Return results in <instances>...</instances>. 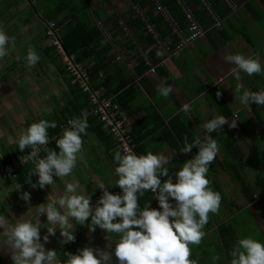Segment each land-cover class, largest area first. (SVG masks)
<instances>
[{
	"label": "crops",
	"instance_id": "obj_1",
	"mask_svg": "<svg viewBox=\"0 0 264 264\" xmlns=\"http://www.w3.org/2000/svg\"><path fill=\"white\" fill-rule=\"evenodd\" d=\"M238 1L243 2V4L237 12H231L228 10L225 1L222 0L223 25L218 27L212 25L211 22L205 27V32L201 37L176 51L175 45L179 36L165 27L164 29L163 27L155 28V31L160 33L158 42L154 37L153 40H150L142 27H136L135 24L131 27L126 20L125 22L129 27H126L127 29L119 27L117 18L112 17L115 13L120 14L124 10V5L127 3L125 0H0V28H3L9 37H15L14 50L0 60V88L5 83V79L9 80L7 74L11 73L13 76L16 73L19 74V77L24 80L28 79L31 84L28 90H31V93L41 90L40 97L47 96L48 91L40 89L35 80L32 81V79L48 78L51 80L59 74L56 77L58 83H64L60 93L61 102L55 105L50 112L41 109L37 105L39 103L34 102L31 97L28 98V95L23 93L25 92L24 89L17 84L16 89L11 93L13 103L10 105V109L15 116L19 113L13 111L15 104L23 105L24 109L28 108L29 110L30 107L28 106H31V114L25 117L26 129L40 119L49 120L57 115L68 116L66 109L71 99L69 96L70 86L68 88V83L59 70L62 67L59 62L61 60L49 50L51 45L45 33L46 22L52 20L59 22V26H57L61 36L68 28L66 26L73 24L74 21L91 19L94 24L96 20L102 24V27H98L102 32V37L94 42L96 52L87 57L84 63L88 66L102 65L97 80L100 79L103 82L102 85L109 91L110 95L115 98L122 95L123 100L126 101V106L122 109L138 139L137 146L139 145L141 154L152 151L155 154H163L168 157L169 164L166 167L169 168L170 175L175 181V173L187 160L194 158L199 151L198 148L194 147L191 153H180V149L184 146L185 136L188 137L190 143L196 135H199L202 140L205 135H211V138L218 142L220 152L217 159L210 165L208 178L212 181L213 190L218 191L222 196V210L218 215L210 216L209 223L204 228L206 240L199 247L193 246V256L194 259H199V264H213L211 257L214 254L220 256V260L216 264H230L229 253L232 247L240 238L247 237V234L241 233L240 230L245 233L250 232L248 236H254L251 234L253 230L245 227L247 222L245 217L251 221L250 224L255 223L257 227L254 230L263 235V238L260 239L253 238L264 243V229L261 223L262 221L264 224V204L262 201V207L255 203L258 197L250 202L245 196L246 200L242 199V201L245 200L246 204H242L238 203L241 201L237 200L236 195H232L236 201H229L225 192L237 191L234 188L236 186L233 184L234 181L239 183L240 189L238 191H242L241 180L237 177L239 171L235 172V177L232 176L231 186L223 179H218L222 175V169L226 170L227 167V164L223 162L224 159L234 163L235 160H241L244 156L254 157L253 152L255 151L256 155L258 151L257 146L255 148L257 144L255 137L257 135L264 136V133L261 134L257 130L259 127H264V106L252 104L249 107H244L238 99L236 100L234 88L237 81L229 75V70L234 65L224 59L226 55L242 53L253 58L259 57L262 66H264V0ZM122 14L125 16V13ZM134 14L136 13L133 12ZM185 28L183 27V31L187 33ZM103 31L108 32L111 40L108 39L109 41H107V36ZM148 32L153 34L149 29ZM170 38L171 42L166 44L168 45L167 49L163 44L165 41L167 43ZM30 47L34 48L40 56L39 62L31 68L26 66L25 59ZM158 50L163 51L164 55L158 57L156 54ZM57 56L59 57V55ZM152 67H154V71L151 70ZM32 71H35L34 77H32ZM239 83H242L244 88L249 91H264V75L248 76L246 73H241ZM51 85L50 81L48 85L45 84L43 87L51 89ZM161 85H170L173 89L167 98L159 95L157 91L158 86ZM217 91L222 92L220 98L216 97ZM4 104L5 102L2 105L4 106ZM8 105L9 103H6V106ZM184 105H189L190 110L183 111ZM220 115L225 116L230 123L236 119L237 127L231 128L226 124L223 126V131L207 134L202 125ZM0 133L2 134L1 131ZM87 133L84 136V150L80 154L73 176L65 177L63 180L55 178L57 183L53 187L49 185L50 188L48 189L47 187L44 189L32 188L29 183H19L23 189L29 187V193L33 200L30 199V204L33 209L48 202L42 201L41 198L43 196V199H46L48 191L62 193L65 188V181H76L72 177L77 178L76 171L78 172L82 168L81 161H84V155L87 165L93 163L99 168L100 163H102L109 169L111 161L105 153V147H103L100 138L91 131ZM246 134L251 136L252 149H246L244 146V144L248 145L249 142ZM3 136L9 137L8 133ZM5 146L2 150L0 149L1 156L5 153L11 154V149L17 147L13 144ZM248 150H252V152ZM96 152H99L100 156L96 157ZM233 163L230 164L231 167H234ZM162 179L167 178L163 177ZM9 181L6 180V184L5 180L0 181V202H3L0 204V214H4L11 223L23 215L25 218H31L35 221L38 215L35 210L33 212L28 207V211L20 205L15 206V204L8 202L6 194L13 188V185L10 184L18 183ZM37 181L38 176L35 175L32 182L36 183ZM245 181L250 184L246 179ZM223 182L225 185L222 184ZM255 189L258 191L257 188ZM56 196L57 194L53 198ZM238 204L242 206L238 211L229 210L226 212L227 208L231 209ZM249 205L254 210H251ZM244 210L247 212L244 213ZM234 215L237 216L236 236L232 240V244L227 247L224 246L220 238L219 228L224 219L232 218ZM38 219L41 222V243H44L43 236L47 234L48 226L47 216L44 214ZM90 221H87L85 225H76L78 228H82L87 226ZM2 231L3 229H0V232ZM74 234L77 239H81L79 232H74ZM57 239H59V248L56 246ZM61 239L62 237L57 233L54 237L50 236L49 242L45 243V249L57 251L58 259L63 264L67 259L65 255L67 253L64 252L65 248L74 250V246L72 242L62 243ZM93 241L94 243H90L91 246L99 249L96 240ZM218 244L221 245V247L216 248L219 252L212 253L210 247L214 245L217 247ZM52 245H55L54 247L57 249H53ZM0 264H13L11 253L6 247L0 250Z\"/></svg>",
	"mask_w": 264,
	"mask_h": 264
},
{
	"label": "clouds",
	"instance_id": "obj_2",
	"mask_svg": "<svg viewBox=\"0 0 264 264\" xmlns=\"http://www.w3.org/2000/svg\"><path fill=\"white\" fill-rule=\"evenodd\" d=\"M14 48L15 37H9L0 28V60ZM156 54L160 57L164 52L158 50ZM25 59L26 66L31 68L39 62L40 56L30 47ZM224 59L234 65L229 75L237 81L234 88L236 100L244 107L252 104L264 106V91H249L239 83L241 73L248 76L264 75V66L259 57L238 53L226 55ZM157 91L167 98L173 89L170 85H161ZM221 96L222 92L217 91L216 97ZM182 110L189 111V105H184ZM68 124L69 127L55 139L59 152L48 147L49 129L58 127L55 120L40 119L18 136V150L24 152L31 149L29 155L20 159L23 164L31 161L34 165L27 175V182L32 188L53 187L55 178L69 177L76 169L84 150L83 136L88 134L87 112L70 119ZM226 124L236 128L237 120L233 119L230 123L225 116L220 115L204 123L202 128L207 134L219 133ZM194 147L199 149L198 154L187 160L175 173V181L166 167L169 158L165 155L152 151L138 155L127 146L123 152L115 151V174L118 177L115 186L122 190V195L112 194L109 187L99 183L97 186L102 190V196L93 207L87 193H78V180L65 181L62 193H58L55 199L48 196L47 203L34 209L38 213L35 221L23 215L11 223L4 214H0V229H3L0 232V250L4 247L8 249L13 264H62L58 252L46 250L45 243L49 242L50 236L56 235L57 228L63 238L62 243L74 242V225H85L91 218V223L87 225L89 230L94 233L99 227L106 231V239L115 243L114 255L119 264H199L198 258H192L193 246L202 244L206 236L204 228L211 215L219 214L222 203L221 194L213 190L212 181L208 178L210 165L220 152V145L211 135H205L203 140L196 135L191 143L185 136L180 153H191ZM41 150L45 153L43 158H39ZM32 175L38 176L36 183L32 182ZM163 177L167 179L162 182ZM21 187L19 183L14 185L15 190ZM147 191L155 194L162 211L150 205L143 209L140 207L139 198ZM170 198L175 201V205ZM20 199L30 203L31 194L22 192ZM44 214L48 226L47 234L43 236L44 243H41V222L38 218ZM111 247V243L105 249L84 247L79 250V254L68 253L63 264H112L113 254L108 250ZM229 255L230 264H264V243L251 236L240 238ZM211 259L216 264L220 256L214 254Z\"/></svg>",
	"mask_w": 264,
	"mask_h": 264
},
{
	"label": "rangeland",
	"instance_id": "obj_3",
	"mask_svg": "<svg viewBox=\"0 0 264 264\" xmlns=\"http://www.w3.org/2000/svg\"><path fill=\"white\" fill-rule=\"evenodd\" d=\"M125 1L127 3L124 5V10L120 13V14L125 13L124 14L125 16H123V14L120 15L119 13H115L114 16L112 17L114 19L117 18L119 27H124L125 29H127L126 27H129V26L126 24L125 18L134 12L143 18V20L145 21L146 27L147 28L149 27L148 28L149 31L153 33L154 39L157 40V42H158L160 40V33H157L155 31L157 28L155 27V24L149 20V16H148V10L151 7L153 1L149 0V2L144 4V6H140V4H139L140 0H125ZM224 1H225V3H227L226 0H224ZM246 1H249V0H246ZM242 4H243V2H242ZM228 10L230 11L231 8L228 7ZM235 11L237 12V9L233 10L231 12H235ZM156 13L157 12H155V14ZM164 19L169 24V27L165 26V24H160L159 26L163 27V29L165 27L166 29L170 30L172 33H175L178 35V32L174 31V27L175 28L178 27V25L175 23L178 20L175 21L173 19L172 15H170L167 18L164 17ZM220 21H221V23H220V25H217L218 27H221L223 25V20H220ZM178 23H179V21H178ZM95 24L98 25V27H102L101 26L102 24L98 20L95 21ZM187 30H188V28H185V31H187ZM103 32L107 36V41H109L108 39L111 40V38L108 36V32H106V31H103ZM170 40H171V38L167 40L168 41L167 43L165 41L164 42L165 44H163L165 46V48H167V49H168V45H166V44L170 43L171 42ZM177 40L178 41H176L175 48H176V51H179V49H177V44L180 41V37H178ZM49 43H50V45H52L50 41H49ZM62 65H63V63L61 62V66ZM54 69L56 71V68H54ZM34 73H35V71H32V77H34ZM7 75H9V80L5 79V81H4L5 83H3V85H1V88H0V131L2 132V134L0 133V149L1 150H2V148H5L6 147L5 145H7V144L8 145H11V144L17 145L16 140L18 139V136L26 130L25 117L27 115L31 114L30 113L31 112L30 111L31 106H28V107H30V110H29L28 108L24 109L23 105H18V104H15L13 106V111H17L19 113L15 114V116H14V113L12 114V111L10 109V105L13 103V101H12L13 99L11 100V98H12L11 93L14 89H16L17 84L22 89H24L25 92H23V93L27 94L28 98L31 97V99L34 102L37 101L39 103L37 105L40 106L41 109L47 110L49 112L51 111V109H53L55 107V105L60 104V102H61L60 93H61L62 87L64 86V83L61 82L59 84L57 81L58 78H56V77L59 76V74L54 79H51V80L48 78H46V79H40V78L32 79V81L35 80L36 84L39 86L40 89L48 91L47 96H41L40 97L41 90L37 91L35 93H31V90H28V88H30V85H31L29 83L28 79L24 80L23 78L19 77V74H17V73L15 74V76H13L12 73L7 74ZM50 81L52 83L51 89L48 87H43V86H45V84L48 85ZM67 86L69 88V85H67ZM3 102H5L4 106L2 105ZM6 103H9V105L6 106ZM22 114H23V116H22ZM12 125H13V128H12ZM131 128H132V126H131ZM257 130H259L258 132L261 134L264 133V127H259V129H257ZM6 133H8L9 137L3 136ZM250 137H251L250 134L247 135V139H249L250 144H249V142H248V145L244 144L246 149H249L252 146V143H251L252 140ZM5 138H7V139H5ZM255 139H256V143H257L255 145V148H256V146L258 148V151L256 152L257 154L255 155V151H254L253 152L254 157L248 158L247 156L246 157L244 156L241 160H235L234 163L228 161L227 159H224L223 162H224V164H227V167H226V170L222 169V175L219 176L218 179H223L225 182H227V184H229V186H231L230 182L232 181L231 180L232 176L235 177L234 176L235 172L239 171L241 173V175H243L244 179H246L251 185H254L255 188H257L258 192H261V194H262L264 192V136L257 135L255 137ZM248 151L252 152V150H248ZM95 155H96V157H98V156H100V153L96 152ZM216 159H217V157H216ZM83 160L84 161H81L82 168L78 172L76 171L77 178H75V177H72V178L74 180H78L80 182V189H78V193L79 192L87 193L91 197V205L93 207H95L97 201L102 196V190L97 185L99 183H104L107 187H109L108 190L110 192H112V194H115L116 189H117V187L115 186V182L118 179V177L115 174V167L111 162H110L109 169H107L106 168L107 166H105L102 163H100L101 168L100 167L97 168L96 165H94L93 163H89L87 165V161L85 160V155L83 157ZM231 163L234 164V167H231V165H230ZM241 164L243 165L242 167L240 166ZM74 170H76V169H74ZM71 176H73V173ZM57 179H60V178H57ZM60 180H63V179H60ZM9 182H13V181H9ZM68 182H70V181H68ZM56 183H57V181H56ZM5 184H6V181H5ZM15 184L16 183L10 184V185H13V188L11 187L12 191H9V193L6 194L7 195L6 198H7L8 202H10L11 204H15V206L20 205V207H22L26 210H28V207L33 208L30 203L25 202V201L20 199V195L22 192H25V191L29 192V189H28L29 187L27 186L24 189L21 187V189L15 190L14 189ZM222 184L225 185L224 182ZM233 184L236 185V186H234V188H235V190L237 189V191L225 192L229 201L230 200L236 201L232 198V195L233 196L236 195L237 200L241 201V202L237 201L238 203H242V204L245 203L246 204V202H245L246 199L244 198L245 197L244 194L242 195V191H238V189H240L239 183L234 181ZM46 187H47V189L50 188L49 186H46ZM56 194H58V193H56V191L55 192H49L48 191L46 193V197H47L46 199H43V196H41L42 201L47 202L48 196H51L53 198V196H55ZM53 199H55V198H53ZM242 199H245V200L242 201ZM247 202H249V201H247ZM255 203L258 204L260 207H262L261 206V198L258 197L256 199ZM224 205L226 206V204H224ZM227 206H228V203H227ZM249 207L251 210H254L251 205H249ZM240 208H242V206L241 205L239 206V204H238V206L232 207L231 209L227 208L226 212H229V210L235 212V211H238ZM260 209H262V208H260ZM32 210L34 212V209H32ZM220 210H222V209L220 208ZM243 212L246 213L247 211L244 210ZM244 216H246V215H244ZM90 220L91 219L89 218L88 221H90ZM245 220L247 221L245 227L250 228L251 231L253 230L252 234H254V235L262 234L260 232H257L256 230H254L257 227V225L255 223L250 224L251 221L247 220V217H245ZM90 223H91V221H90ZM90 223H88V224H90ZM261 223H262V227L264 229V224L262 221H261ZM74 227H75V232L80 233L79 237L81 236L80 237L81 239H77V237H76V240L74 242H72V244L74 246L73 247L74 250L73 249L70 250V248L66 247L64 252H66L67 254L68 253L79 254V250H82L84 247H92L90 243H94L93 240H96V242L98 243L97 247H99V249H105L107 247V245L109 243H111L112 247L108 250L111 251L113 254L112 255V264H119L117 258L114 255L115 243L106 239V236H107L106 231L101 230L99 227H97L96 231L93 233L89 230L88 226H85V227L81 226L82 228H78L77 225H74ZM56 233L58 235H60V230L58 228H57ZM208 234L210 235V233H208ZM60 237H61V235H60ZM57 238H58V236H57ZM58 240L59 239H57V244H56L57 248H59L58 247ZM61 240H63V238ZM205 240H206V238H204L203 241H205ZM54 246L55 245H52L53 249L56 248ZM219 247H221V245H219V244L217 247H215V245L211 246L210 247L212 249L211 252L212 253H218L219 251H217L216 248H219ZM92 248H94V246ZM94 249H98V248H94ZM67 254H65V255L67 256Z\"/></svg>",
	"mask_w": 264,
	"mask_h": 264
},
{
	"label": "trees",
	"instance_id": "obj_4",
	"mask_svg": "<svg viewBox=\"0 0 264 264\" xmlns=\"http://www.w3.org/2000/svg\"><path fill=\"white\" fill-rule=\"evenodd\" d=\"M161 1L168 8L173 18L175 20H178L181 26L183 27L186 26L187 22L185 19V14L182 10V6L176 0H161ZM183 1L186 3V5H188L192 9L194 8L193 10L197 18L199 19V21L204 27H207L209 24H211L212 20L210 19V16L208 15L206 9L200 6V0H183ZM209 1L214 6L217 13H219L222 16V13H224L222 11V6H221L222 0H209ZM147 2H149V0H140L139 4L140 6H144V4ZM155 12H157V10L155 8L154 3H152L151 7L148 10V16H149V20L155 24V27H160L159 26L160 24H165V26L169 27V24L165 21L164 16L159 12L155 14ZM125 20L127 23L130 24L131 27L134 24L136 27H142L143 30L147 33V37L150 38V40H153V34H149L146 24L140 15L138 14L133 15L132 13L127 18H125ZM57 25L59 26V22H57ZM66 27H68L67 30L65 31L64 34L60 36V38L67 52L70 54H74L76 57V60L79 62H82L87 67V71L90 75V80L93 86L104 87L102 85L103 82H101L100 79L97 80L100 74V70H102V65L94 64L92 66H88L86 63H84L87 57L93 55L96 52L93 44L96 40H99L102 37V32L99 30L98 26L93 23L91 19H88L87 21L76 20L74 21L73 24L71 23L70 25H67ZM49 50L55 53L56 58L60 59V55L57 53L53 45H51ZM57 55H59V57ZM59 62L61 63L62 61H59ZM59 70L65 77V80L68 83V85L70 86L69 96L71 97V99L66 109L68 113L67 117L69 116L77 117L82 109L83 110L89 109V100H88L89 93L87 91H83L80 88L78 81H72L74 77L68 74L64 65H62V67H60ZM104 94L110 95L109 91L105 87H104ZM113 98L117 102H119L121 108L126 106V103H125L126 101L123 100L124 98L122 97V95H120L118 98L117 97L116 98L113 97ZM67 117L66 115H63V116L57 115L56 117L49 119V121L55 120L58 125L56 129H49V135L57 134L60 131V124ZM87 119L89 123V128L87 129V132L91 131L98 135V138H100L103 147H105L104 150H105L107 157L110 158V161L116 167L117 165L114 162V153L115 151H118V150L121 151L117 147L116 140L103 128L102 123L99 122L96 119V117L91 115ZM60 136L61 135H58L57 138H59ZM132 136L134 140L138 142V139L136 138L134 134V130H132ZM83 139H84V136H83ZM49 147L59 152V148L56 146L55 140L49 144ZM26 150H29V149H26ZM136 150H137L136 153L140 155L141 153H140L139 145L136 147ZM18 152L20 151L18 150V147H16V148L11 149V154L5 153L2 156L0 155V162L9 161L11 157L17 154ZM33 168H34L33 164L22 166L17 174V177L14 180L21 184L28 183L27 175L30 174V171ZM237 174H238L237 177L241 180V188H242V192L244 196H246V198H248V200L251 202H253L256 199V197H260L262 203L264 204V194H261V192L256 191L255 186H251L250 184H248L240 172H238ZM31 179L33 181L35 179V175H32ZM162 182H163V179H162ZM115 194H120V195L123 194L122 190L118 186H117ZM154 203H155V198L150 191L145 192L144 196L139 198V204L142 209L146 205H150L151 208L156 209L154 206ZM234 216L232 218L228 217L227 219H224L223 223L221 224L219 228L220 238L224 246H227V247H229L232 244V240L236 236L235 233L237 231V227H236V224H237L236 217L237 216L235 217ZM240 232L243 234H247L246 236H248L250 233V232L245 233L241 230ZM253 237L260 239L261 237L263 238V235L257 234V235H254ZM192 258L194 259L193 255H192Z\"/></svg>",
	"mask_w": 264,
	"mask_h": 264
},
{
	"label": "built area",
	"instance_id": "obj_5",
	"mask_svg": "<svg viewBox=\"0 0 264 264\" xmlns=\"http://www.w3.org/2000/svg\"><path fill=\"white\" fill-rule=\"evenodd\" d=\"M152 1L157 12L161 13L165 18L171 15L168 8L162 3L161 0ZM176 1L182 6V10L185 14V19L187 22L186 26L184 27L188 28L187 33L184 34L183 26H181L178 21L173 18L175 21H177L175 23L178 25V27H174V31L178 32L180 37V41L177 44V49H181L182 47L193 42L195 39L201 37L205 32V27L201 24L191 7L186 5L183 0ZM226 1L227 6L231 8L230 11L236 9L238 10L242 5V3L238 0ZM200 6L206 9L210 19L212 20V25H220V20H223V17L217 13L209 0H200ZM45 33L51 44L55 47L57 53L60 55V59L66 71L68 74L74 77L72 81H78L80 88L83 91H87L89 93V109H82L77 117H80L81 113L84 111L87 112V118L91 115L96 117V119L102 123L103 128L116 140L118 149L123 152L124 147L127 146L136 153V147L138 143L132 136L130 121L125 116L120 104L113 98L112 95L104 94V87L93 86L90 80V75L87 71V67L82 62L77 61L75 55L68 53L64 47L60 38L59 27L57 26L56 21L52 20L46 22ZM151 70L154 71V67H152ZM72 118L74 117L69 116L60 124V131L57 134L49 135L50 143L53 142L58 137V135H62L63 130L69 127L68 121ZM30 152L31 149L25 150L24 152H18L17 154L13 155L9 161H1L0 181H15L14 179L17 177V174L22 166L33 164L31 161L23 164L20 159L24 155H29ZM44 154L45 153L43 150H41L39 158H42ZM153 196L156 198L155 194H153ZM170 201L173 203V205H175L174 200H171L170 198ZM154 206L157 210L162 211L157 199H155Z\"/></svg>",
	"mask_w": 264,
	"mask_h": 264
}]
</instances>
